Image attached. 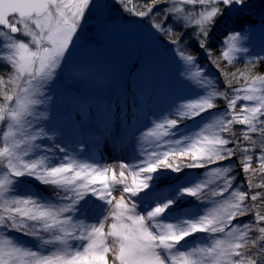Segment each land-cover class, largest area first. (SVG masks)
<instances>
[{
	"label": "snow or ice",
	"instance_id": "snow-or-ice-1",
	"mask_svg": "<svg viewBox=\"0 0 264 264\" xmlns=\"http://www.w3.org/2000/svg\"><path fill=\"white\" fill-rule=\"evenodd\" d=\"M261 5L253 21L252 0H0V264H264ZM121 19L154 47L94 105L73 85L98 68L74 58ZM156 54L186 89L162 104Z\"/></svg>",
	"mask_w": 264,
	"mask_h": 264
}]
</instances>
